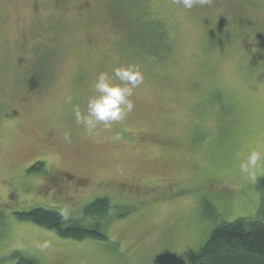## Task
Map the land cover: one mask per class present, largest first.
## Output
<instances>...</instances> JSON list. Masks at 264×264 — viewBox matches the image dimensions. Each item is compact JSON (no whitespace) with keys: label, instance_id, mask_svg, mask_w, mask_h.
I'll return each instance as SVG.
<instances>
[{"label":"rangeland","instance_id":"rangeland-1","mask_svg":"<svg viewBox=\"0 0 264 264\" xmlns=\"http://www.w3.org/2000/svg\"><path fill=\"white\" fill-rule=\"evenodd\" d=\"M136 3L0 0V264H252L198 256L221 226L264 221V0ZM129 65L134 110L88 135L74 109ZM37 208L101 235L22 218Z\"/></svg>","mask_w":264,"mask_h":264},{"label":"trees","instance_id":"trees-1","mask_svg":"<svg viewBox=\"0 0 264 264\" xmlns=\"http://www.w3.org/2000/svg\"><path fill=\"white\" fill-rule=\"evenodd\" d=\"M133 2H135L137 7V0H133ZM142 21H146L145 23L150 28H153L155 23L159 24V22L152 19L150 15L145 17L144 20H141V22ZM134 34L135 32H132V34L130 33L131 38L133 39L131 43H134L137 39L139 40L141 38L139 34H136V36ZM138 49L141 48L133 45V51L131 52L141 51L140 53H137L146 60L150 58L149 60L153 61V58H156L152 57L153 55L148 56L142 53V50ZM260 186L264 189V177L261 179ZM22 218L33 221L40 226L54 231L63 238L82 240L87 237H97L98 235H101L95 229L82 228V226L77 227L73 224L67 226L65 216L62 213L51 209L37 208L26 213ZM223 256L228 257L231 261L232 259H236L235 257H238V261L243 259L244 262L261 264L262 259L264 260V221L260 219L255 221H245L242 219L221 226L209 237L198 256V259H207L208 257L222 258ZM16 264H35V262L31 258L20 255Z\"/></svg>","mask_w":264,"mask_h":264},{"label":"clouds","instance_id":"clouds-1","mask_svg":"<svg viewBox=\"0 0 264 264\" xmlns=\"http://www.w3.org/2000/svg\"><path fill=\"white\" fill-rule=\"evenodd\" d=\"M177 5H182L186 10H191L194 5H207L209 0H174ZM114 77L120 83H113L108 73L101 72L95 81L94 88L98 95L89 98L87 102V112L82 113L79 108L74 109L75 122L83 125L86 133H95L98 125H103L109 129L113 122H120L134 110V102L130 99L134 90L144 81L143 74L135 66L118 67L113 70ZM65 140L70 139L69 133H65ZM260 159V153L253 151L247 162L240 164V170L249 174V179L255 181V175L250 169L255 168ZM48 247V242L41 245Z\"/></svg>","mask_w":264,"mask_h":264}]
</instances>
